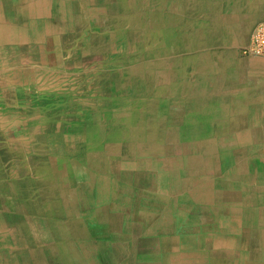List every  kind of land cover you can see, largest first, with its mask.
Segmentation results:
<instances>
[{"label":"crops","instance_id":"crops-1","mask_svg":"<svg viewBox=\"0 0 264 264\" xmlns=\"http://www.w3.org/2000/svg\"><path fill=\"white\" fill-rule=\"evenodd\" d=\"M262 20L264 0H0V147L48 151L19 161L48 168L35 182L44 191L29 197L43 199L44 223L67 229L61 195L80 193L90 213H106L71 254L79 240L64 231L44 241L35 211L12 193L0 236L21 241L3 242L0 264L15 251L16 264H264V56L238 50ZM11 159L0 181L13 186ZM53 161L63 167L58 196ZM36 242L42 258L26 251Z\"/></svg>","mask_w":264,"mask_h":264},{"label":"bare ground","instance_id":"bare-ground-1","mask_svg":"<svg viewBox=\"0 0 264 264\" xmlns=\"http://www.w3.org/2000/svg\"><path fill=\"white\" fill-rule=\"evenodd\" d=\"M110 1V0H109ZM113 1V0H112ZM119 2V1H118ZM109 5V4H108ZM117 6V5H116ZM110 8V7H109ZM111 9V8H110ZM117 10V9H116ZM127 12V11H126ZM116 18V17H115ZM118 19L119 18H117V21H118ZM121 19V18H120ZM124 21V20H123ZM121 22V21H120ZM60 25V24H59ZM75 25H77V24H75ZM135 26V25H134ZM67 27V26H66ZM76 27V26H75ZM74 27V28H75ZM79 27V26H78ZM126 28V27H125ZM129 28V27H128ZM127 28V29H128ZM67 29V28H66ZM132 29V28H131ZM77 32V31H76ZM129 32H131V31H129ZM84 33V32H83ZM88 33V32H87ZM138 33V32H137ZM101 34V33H100ZM45 35V34H44ZM78 35V34H77ZM120 35V34H119ZM153 35V34H152ZM103 36V35H102ZM118 36V35H117ZM130 36H131V34H130ZM104 37V36H103ZM102 37V38H103ZM131 38V37H130ZM137 38V37H136ZM67 39V38H66ZM154 39V38H153ZM75 40V39H74ZM108 40H110V38H108ZM71 42V41H70ZM108 43V42H107ZM182 43V42H181ZM73 44V43H72ZM109 44V43H108ZM169 44V43H168ZM185 44V43H184ZM86 45V44H85ZM103 45V44H102ZM75 46V45H74ZM97 46H99V45H97ZM104 46H106V44L104 45ZM103 46V48H105ZM109 46V45H108ZM115 46V45H114ZM71 48V47H70ZM87 48V47H86ZM138 48V47H137ZM90 49V48H89ZM94 49V48H93ZM71 50V49H70ZM81 50V49H80ZM93 51V50H92ZM96 51V50H95ZM135 51V50H134ZM31 52V51H30ZM71 52V51H70ZM82 52V51H81ZM133 52V51H132ZM128 54V53H127ZM101 55V54H100ZM252 55H255V54H252ZM85 56V55H84ZM23 57H24V55H23ZM98 57V56H97ZM156 57V56H155ZM25 58V57H24ZM56 58V57H55ZM65 58V57H64ZM130 58V57H129ZM20 59V58H19ZM91 59V58H90ZM94 60V59H93ZM112 60V59H111ZM37 61V60H36ZM65 61V60H64ZM98 61H100V60H98ZM103 61V60H102ZM153 61V60H152ZM165 61V60H164ZM109 62V61H108ZM158 62V61H157ZM34 63V62H33ZM52 63V62H51ZM58 63V62H57ZM67 63V62H66ZM71 63V62H70ZM160 63V62H159ZM162 63V62H161ZM167 63V62H166ZM163 64V63H162ZM153 65H154V63H153ZM166 65V64H165ZM170 65V64H169ZM168 65V66H169ZM129 66H130V64H129ZM128 66V67H129ZM155 66V65H154ZM163 66V65H162ZM14 67V66H13ZM73 67V66H72ZM76 67V66H75ZM115 67V66H114ZM120 67V66H119ZM156 67V66H155ZM160 68V67H159ZM128 69V68H127ZM183 69V68H182ZM199 69V68H198ZM60 70V69H59ZM86 70V69H85ZM115 70V69H114ZM124 70V69H123ZM141 70V69H140ZM150 70H151V68H150ZM64 71V70H63ZM238 71V70H237ZM17 72V71H16ZM116 72V71H115ZM137 72V71H136ZM96 73V72H95ZM100 73V72H99ZM16 74V73H15ZM57 74V73H56ZM90 74V73H89ZM102 74V73H101ZM112 74V73H111ZM133 74V73H132ZM136 74V73H135ZM150 74V73H149ZM74 75H76V74H74ZM99 75V74H98ZM121 75V74H120ZM32 76V75H31ZM51 76V75H50ZM49 76V77H50ZM95 76V75H94ZM18 77V76H17ZM26 77V76H25ZM141 77H142V75H141ZM145 77H146V75H145ZM133 79V78H132ZM141 79V78H140ZM100 80V79H99ZM126 80V79H125ZM101 81V80H100ZM187 81V80H186ZM116 82V81H115ZM167 82V81H166ZM171 82V81H170ZM174 82V81H173ZM21 83V82H20ZM111 83V82H110ZM140 83V82H139ZM165 83V82H164ZM52 84V83H51ZM117 84H119V82L117 83ZM117 84H116V86H117ZM134 84V83H133ZM146 84V83H145ZM168 84H169V82H168ZM167 84V85H168ZM18 85V84H17ZM26 85V84H25ZM34 85V84H33ZM147 85H148V83H147ZM170 86V85H169ZM90 87V86H89ZM121 87V86H120ZM124 87H126V86H124ZM147 87V86H146ZM150 87V86H149ZM155 87H156V85H155ZM208 87V86H207ZM35 88V87H34ZM137 88H139V87H137ZM160 88V87H159ZM91 89V88H90ZM151 89V88H150ZM29 90V89H28ZM171 90V89H170ZM176 90V89H175ZM78 91V90H77ZM148 92V91H147ZM61 93V92H60ZM100 93V92H99ZM126 93V92H125ZM7 94V93H6ZM67 94V93H66ZM163 94V93H162ZM130 95V94H129ZM6 96V95H5ZM12 96H14V95H12ZM62 96V95H61ZM74 96V95H73ZM131 96V95H130ZM130 96H129V98H130ZM142 96V95H141ZM164 96V95H163ZM7 97V96H6ZM13 98V97H12ZM141 98V97H140ZM78 99V98H77ZM110 99V98H109ZM138 99V98H137ZM86 100V99H85ZM48 101H50L49 99H48ZM59 101V100H58ZM81 101V100H80ZM133 101V100H132ZM44 102V101H43ZM78 103V102H77ZM138 103V102H137ZM68 104V103H67ZM11 105V104H10ZM132 105V104H131ZM156 105V104H155ZM2 106V105H1ZM19 106H20V104H19ZM108 106V105H107ZM134 106V105H133ZM91 107V106H90ZM140 107V106H139ZM18 108V107H17ZM66 108V107H65ZM112 108V107H111ZM125 109V108H124ZM133 109V108H132ZM19 110V109H18ZM35 110V109H34ZM46 110V109H45ZM58 110V109H57ZM67 110V109H66ZM111 110V109H110ZM69 111V110H68ZM71 111V110H70ZM149 111V110H148ZM158 111V110H157ZM167 111V110H166ZM174 111V110H173ZM15 112V111H14ZM43 112V111H42ZM47 112V111H46ZM123 112V111H122ZM22 113V112H21ZM36 113V112H35ZM66 113V112H65ZM69 113V112H68ZM126 113V112H125ZM124 113V114H125ZM129 113H130V111H129ZM143 113H145V112H143ZM163 113V112H162ZM7 114V113H6ZM18 114V113H17ZM61 114V113H60ZM72 114H73V112H72ZM169 114V113H168ZM0 115H3V113L2 112H0ZM12 115V114H11ZM22 115V114H21ZM27 115V114H26ZM31 115V114H30ZM96 115V114H95ZM117 115V114H116ZM120 115V114H119ZM42 116V115H41ZM93 116H94V114H93ZM130 116V115H129ZM180 116V115H179ZM38 117V116H37ZM71 117V116H70ZM106 117V116H105ZM123 117V116H122ZM144 117V116H143ZM1 118H2V116H1ZM53 118V117H52ZM58 118V117H57ZM117 118V117H116ZM139 118V117H138ZM65 119V118H64ZM70 119V118H69ZM5 120V119H4ZM7 121V120H6ZM25 121V120H24ZM106 121V120H105ZM121 121V120H120ZM177 121H179V120H177ZM199 121V120H198ZM197 121V122H198ZM138 122V121H137ZM260 122V121H259ZM56 123V122H55ZM194 123V122H193ZM46 124V123H45ZM126 124V123H125ZM171 124V123H170ZM238 124H239V122H238ZM22 125V124H21ZM35 125V124H34ZM61 125V124H60ZM130 125V124H129ZM144 125H145V123H144ZM40 126V125H39ZM72 126V125H71ZM128 126V125H127ZM134 126V125H133ZM135 127V126H134ZM247 127V126H246ZM245 127V128H246ZM19 128V127H18ZM32 128V127H31ZM55 128V127H54ZM129 128V127H128ZM232 128V127H231ZM21 129H23V128H21ZM33 129V128H32ZM35 129V128H34ZM238 129V128H237ZM52 130V129H51ZM144 130V129H143ZM17 131V130H16ZM33 131V130H32ZM57 131V130H56ZM70 131V130H69ZM124 131V130H123ZM178 131V130H177ZM176 131V132H177ZM137 132V131H136ZM1 133V132H0ZM8 133V132H7ZM15 133V132H14ZM30 133V132H29ZM33 133V132H32ZM50 133V132H49ZM121 133H122V131H121ZM142 133V132H141ZM9 134V133H8ZM35 134V133H34ZM39 133H37V135H38ZM70 134V133H69ZM124 134V133H123ZM178 134H179V132H178ZM1 135V134H0ZM253 135H254V133H253ZM53 136V135H52ZM9 137H11V136H9ZM13 137V136H12ZM43 137V136H42ZM60 137H61V135H60ZM116 137V136H115ZM143 137V136H142ZM15 138V137H14ZM116 138H118V137H116ZM116 138H114V139H116ZM29 139H31V138H29ZM113 139V138H112ZM143 139H144V137H143ZM44 140V139H43ZM74 140V139H73ZM136 140V139H135ZM18 141V140H17ZM31 141V140H30ZM40 141V140H39ZM15 142V141H14ZM44 142H45V140H44ZM9 143H10V141H9ZM66 143V142H65ZM54 144V143H53ZM129 144H130V142H129ZM128 144V145H129ZM2 145V144H1ZM5 145V144H4ZM29 145H30V143H29ZM51 145V144H50ZM177 145V144H176ZM27 146V145H26ZM175 146V145H174ZM178 146V145H177ZM121 147V146H120ZM176 147V146H175ZM221 147V146H220ZM219 147V148H220ZM25 148V147H24ZM39 148V147H38ZM44 148V147H43ZM59 148V147H58ZM137 148V147H136ZM264 148V147H263ZM5 149V148H4ZM28 149V148H27ZM65 149V148H64ZM223 149V148H222ZM245 149V148H244ZM7 150V149H6ZM13 150V149H12ZM227 150V149H226ZM238 150H240V148L238 149ZM242 150V149H241ZM38 152L39 151H42V150H37ZM148 151H150V150H148ZM233 151V150H232ZM260 151V150H259ZM22 152H24L23 150H21V149H15L14 148V150H13V152L12 153H10V152H4V150H2L1 151V154H0V157H1V159H3V160H5V159H10V158H12L10 161H12V160H19V161H21V159L23 158V157H28V155L27 154H25V155H22ZM98 152V151H97ZM96 152V153H97ZM139 152V151H138ZM137 152V153H138ZM222 152V151H221ZM95 153V154H96ZM127 153V152H126ZM259 153V152H258ZM89 154V153H88ZM114 154V153H113ZM93 155V154H92ZM99 155V154H98ZM151 155V154H150ZM131 156H132V154H131ZM140 156V155H139ZM30 157V156H29ZM38 157V156H37ZM50 157V156H49ZM97 157V156H96ZM189 157V156H188ZM194 157V156H193ZM31 158V157H30ZM72 158V157H71ZM74 158V157H73ZM99 158V157H98ZM32 159H33V157H32ZM76 159V158H75ZM93 159V158H92ZM236 159L237 160H239V161H241L239 158H237L236 157ZM243 159V158H242ZM37 160V159H36ZM212 160H214V159H212ZM243 160H245V159H243ZM27 161V160H26ZM35 161V160H34ZM50 161V160H49ZM104 161V160H103ZM236 161V160H235ZM7 162V161H6ZM46 162V161H45ZM210 162V161H209ZM238 162V161H237ZM12 163V162H11ZM44 163V162H43ZM55 162L53 161V164H54ZM211 163V162H210ZM45 164V163H44ZM43 164V165H44ZM48 164L47 165V167H49V176H50V178H52L53 179V182H51V184H50V188H55L56 190H55V193H56V195L58 196V194H57V192L59 191V187H58V185L57 186H55L56 185V182L58 181V179L60 178L59 176H60V174L62 173V171H60L59 169H62L63 167H57L56 166V164ZM102 164V163H101ZM237 164V163H236ZM243 164V163H242ZM18 164L16 163V164H13V171H12V176H17V177H19L15 182H14V184H13V186L12 185H9V184H6V183H4V182H2V181H0V209L3 211L4 210V208H5V206H8V205H13V206H15V204H14V202L12 201V199H11V195H12V193H14L17 197H16V200H18V201H20L21 203H23L25 200H27V201H25L24 202V208L25 209H34V210H36L37 209V207L40 205V202L43 200L42 198H40V196H38L37 198H34V199H32L31 201H29V197L30 198H32V196H35L36 195V193H38V192H42V191H44L43 190V188L39 185V187H38V189L36 188V185H35V182L37 181V180H39L40 181V183L44 180V177L48 174V168L46 169L45 167V171H47V173L46 174H44V172H43V170L44 169H42L43 168V165L42 164H40V165H26L25 166V168L23 169V167H21L20 165L21 164H19L18 166H17ZM78 165V164H77ZM97 165V164H96ZM245 166V165H244ZM86 167V166H85ZM81 168V167H80ZM158 168H160V167H158ZM162 168V167H161ZM184 168V167H183ZM237 168V167H236ZM246 168H247V166H246ZM84 169V168H83ZM86 169H88V168H86ZM130 169V168H129ZM185 169H186V167H185ZM260 169V168H259ZM91 170V169H90ZM29 171H31L29 174H27ZM87 171V170H86ZM136 171V170H135ZM166 171H168V170H166ZM175 171V170H174ZM186 171V170H185ZM134 172V171H133ZM220 172V171H219ZM244 172V171H243ZM242 172V173H243ZM247 172V171H246ZM249 172H251V171H249ZM256 172V171H255ZM35 174L36 176H37V179H34L33 177H32V174ZM67 173V172H66ZM80 173V172H79ZM152 173V172H151ZM5 174H6V172H5ZM27 174V175H26ZM130 174V173H129ZM148 174V173H147ZM171 174V173H170ZM65 175V174H64ZM107 175V174H106ZM131 175V174H130ZM243 175H244V173H243ZM242 175V176H243ZM87 176H88V174H87ZM89 176H91V173H89ZM186 176V175H185ZM262 176H264V175H262ZM0 177H1V174H0ZM110 177V176H109ZM2 178V177H1ZM169 178V177H168ZM231 178V177H230ZM248 178V177H247ZM65 179L66 180H68V182L70 183V184H72V182H73V180L71 179V178H68L67 176L65 177ZM82 179V178H81ZM95 179V178H94ZM205 179V178H204ZM46 180V179H45ZM45 180L43 181V183H45ZM180 180V179H179ZM206 180V179H205ZM245 180H246V178H245ZM89 181V180H88ZM173 181V180H172ZM262 181V180H261ZM173 182H176V181H173ZM184 182V181H183ZM188 182V181H187ZM247 182V181H246ZM259 182V181H258ZM264 182V181H263ZM84 183V182H83ZM104 183H105V181H104ZM88 184V183H87ZM96 184V183H95ZM224 184V183H223ZM226 184V183H225ZM198 185V184H197ZM242 186V185H241ZM246 186V185H245ZM262 186V185H261ZM47 187V186H46ZM100 187V186H99ZM103 187V186H102ZM88 188V187H87ZM219 188V187H218ZM233 188V187H232ZM243 188V187H242ZM49 189V188H48ZM90 189V188H89ZM158 189V188H157ZM220 189H222V188H220ZM234 189V188H233ZM245 189V188H244ZM162 190V189H161ZM251 190V189H250ZM46 191V190H45ZM89 191V190H88ZM145 191H147V190H145ZM164 191V190H163ZM191 191V190H190ZM49 192V191H48ZM52 192V191H51ZM152 192H154V191H152ZM166 192V191H165ZM192 192V191H191ZM216 192V191H215ZM236 192V191H235ZM114 193V192H113ZM172 193V192H171ZM221 193V192H220ZM224 193V192H223ZM239 193H241V191L239 192ZM251 193V192H250ZM33 194V195H32ZM62 194V193H61ZM145 194V193H144ZM229 194V193H228ZM236 194V193H235ZM254 194H255V192H254ZM55 195V196H56ZM222 195V194H221ZM225 195V194H224ZM47 197H52L53 196V193H50V194H47L46 195ZM128 195H126V197H127ZM155 196V195H154ZM220 196V195H219ZM247 196V195H246ZM249 196V195H248ZM151 197V196H150ZM159 197V196H158ZM218 197V196H217ZM56 198H58V197H56ZM143 198V197H142ZM228 198V197H227ZM230 198H231V196H230ZM47 199V198H46ZM60 199H61V206H66V209H67V212H68V221H67V225H66V228L67 229H64V227H63V224L62 223H58V222H56V221H47V223H44V219L43 218H40L39 217V215H35L36 216V218H37V220H39V222H36L35 223V226L37 227L36 229L38 230V231H42V230H44V241L45 240H47V238L50 236V238H54V239H61V238H63L64 237V231L66 232V234L68 233V232H70V234H69V236H71V238H76L77 240H79V242L78 243H76V244H74V245H71V246H68V248L69 249H71L70 250V253L72 254V249H74V248H76V250H77V253L81 250V246L82 245H79V244H81V242H80V239H83L85 236H86V234L87 233H89V231L91 230V227H90V225L92 224V218L93 217H95V216H97V217H99V219L101 220V218L100 217H106V213H103V212H99L98 211V214L96 213V214H94V213H90L88 210H87V207H88V204L86 205V202L88 203V199H87V197L86 196H84V195H81L80 193H76V194H72V196H70V197H65V196H63V195H61V197H60ZM99 199H101V196H100V198ZM110 199V198H109ZM197 199V198H196ZM196 199H194V200H196ZM218 199V198H217ZM242 199V198H241ZM126 200V199H125ZM141 200V199H140ZM171 200V199H170ZM192 200V199H191ZM227 200V199H226ZM230 200H232V199H230ZM235 200V199H234ZM219 201V200H218ZM223 201V200H222ZM228 201V200H227ZM238 201V200H237ZM110 202V201H109ZM112 202H113V200H112ZM152 202V201H151ZM189 202H191V201H189ZM242 202V201H241ZM44 203V202H43ZM103 203V202H102ZM114 203V202H113ZM202 203V202H201ZM144 204V203H143ZM158 204V203H157ZM222 204H223V202H222ZM228 204V203H227ZM46 205V204H45ZM142 205V204H141ZM146 205V204H145ZM192 205V204H191ZM128 206H129V204H128ZM131 206V205H130ZM147 206H149V205H147ZM153 206V205H152ZM236 206H238V204L236 205ZM264 206V205H263ZM250 207V206H249ZM253 207V206H252ZM258 207V206H257ZM246 208V207H245ZM251 208V207H250ZM125 209H126V207H125ZM249 209V208H248ZM34 210H32V211H34ZM48 210H49V208H48ZM85 210V212L86 213H81V211H84ZM129 210V209H128ZM132 210V209H131ZM258 210V209H257ZM161 211V210H160ZM166 211V210H165ZM48 212V211H47ZM162 212V211H161ZM177 212V211H176ZM213 212V211H212ZM247 212V211H246ZM125 213V212H124ZM185 213V212H184ZM233 213H235V212H233ZM239 213V212H238ZM169 214V213H168ZM203 215V214H202ZM247 215V214H246ZM263 215V214H262ZM53 216V215H52ZM59 216V215H58ZM164 216V215H163ZM257 216V215H256ZM140 217V216H139ZM244 217V216H243ZM136 218V217H135ZM134 218V219H135ZM154 218V217H153ZM111 219V218H110ZM133 219V220H134ZM143 219V218H142ZM159 219V218H158ZM260 219H261V217H260ZM64 220V219H63ZM122 220H123V218H122ZM128 220V219H127ZM132 220V219H131ZM162 220V219H161ZM258 220V219H257ZM95 221V220H94ZM110 221V220H109ZM156 221V220H155ZM244 221V220H243ZM66 222V221H65ZM99 222H101V221H99ZM105 222V221H104ZM250 222V221H249ZM149 223V222H148ZM218 223V222H217ZM258 223V222H257ZM93 224H95V223H93ZM103 224V223H102ZM162 224V223H161ZM168 224V223H167ZM173 224V223H172ZM243 224V223H242ZM163 225V224H162ZM201 225V224H200ZM248 225V224H247ZM106 226V225H105ZM147 226V225H146ZM155 226V225H154ZM173 226V225H172ZM12 227V226H11ZM69 227V228H68ZM112 227H113V225H112ZM134 227V226H133ZM152 227V226H151ZM162 227V226H161ZM193 227V226H192ZM225 227H227V226H225ZM111 228V227H110ZM147 228V227H146ZM256 228V227H255ZM148 229V228H147ZM154 229H155V227H154ZM161 229V228H160ZM225 229V228H224ZM0 230L1 231H6L7 229L3 226V221H2V219H0ZM11 230V229H10ZM116 230V229H115ZM122 230V229H121ZM135 230V229H134ZM133 230V231H134ZM153 229H151L150 231H152ZM180 231V230H179ZM195 231V230H194ZM239 231V230H238ZM237 231V232H238ZM246 231V230H245ZM92 232L96 235V236H100L101 235V237H103L104 236V231H101V229H100V226H98V225H95L94 227H93V229H92ZM123 232V231H122ZM129 232V231H128ZM158 232V231H157ZM185 232V231H184ZM220 232V231H219ZM233 232V231H232ZM182 233V232H181ZM192 233V232H191ZM222 233V232H221ZM124 234V233H123ZM175 234V233H174ZM195 234V233H194ZM183 235V234H182ZM190 235H192V234H190ZM197 235V234H196ZM246 235V234H245ZM8 236L9 237H11V239H9L8 238ZM203 236V235H202ZM13 237V238H12ZM46 237V238H45ZM191 237V236H190ZM39 238H43V237H39ZM129 238H131V237H129ZM135 238V237H134ZM250 238V237H249ZM259 238V237H258ZM16 239H18V238H14V235L13 234H5V235H2V236H0V247H1V250L3 249V246L6 244V243H3V242H5V241H8V240H10V241H12L13 240V244H12V246H15V250H16V246L18 245L17 244V241H16ZM228 239V238H227ZM248 239V238H247ZM125 240V239H124ZM129 240V239H128ZM155 240V239H154ZM153 240V241H154ZM201 240V239H200ZM222 240V239H221ZM226 240V239H225ZM233 240V239H232ZM259 241H260V238L258 239ZM18 241H21V239L19 238L18 239ZM120 241V240H119ZM126 241V240H125ZM152 241V240H151ZM166 241H168L167 239H166ZM165 241V242H166ZM219 241V240H218ZM228 241V240H227ZM155 242V241H154ZM153 242V244H155ZM201 242V241H200ZM230 242V241H229ZM245 242V241H244ZM248 242V241H247ZM36 243H38V245L37 246H35L34 244H33V246H30V245H28V247L29 248H27L26 249V251L28 252V253H34V254H36L38 257H40V258H42V257H44V256H42L43 254L45 255V251H44V247H43V245H42V243L41 242H36ZM171 243V242H170ZM214 243V242H213ZM216 243H218V242H216ZM9 244V243H8ZM135 244V243H134ZM200 244V243H199ZM77 245V246H76ZM84 245V244H83ZM147 245V244H146ZM152 245V244H151ZM171 245V244H170ZM178 245V244H177ZM209 245V244H208ZM236 245V244H235ZM74 246H76V247H74ZM85 246V245H84ZM164 246V245H163ZM176 246V245H175ZM53 247V246H52ZM179 247V246H178ZM222 247H224V246H222ZM135 248V247H134ZM217 248V247H216ZM227 248H229V247H227ZM234 248V247H233ZM236 248V247H235ZM255 248H256V246H255ZM9 249V248H8ZM54 249H55V247H54ZM85 249H87L86 250V252L88 253V254H91V253H93L94 251H92L91 250V248L90 249H88V246H85ZM179 249H180V247H179ZM179 249H178V251H179ZM219 250H220V248H218ZM237 249V248H236ZM235 249V250H236ZM115 250H116V252L119 250V248L118 247H115ZM133 250V249H132ZM136 250V249H135ZM153 250V249H152ZM164 250H165V248H164ZM218 250V251H219ZM248 251H249V249H248ZM207 253V252H206ZM247 253V252H246ZM15 254H19L17 251H15ZM13 255V256H9V260H11V262H13V263H10V264H16V262H19L18 261V257L16 256V255ZM228 254H229V252H228ZM233 254V253H232ZM19 255H21V254H19ZM18 255V256H19ZM93 257V256H92ZM132 258V257H131ZM208 259V258H207ZM237 259V258H236ZM127 260V259H126ZM206 260V259H205ZM128 261V260H127ZM160 261V260H159ZM168 261V260H167ZM171 262V261H170ZM180 262V261H179ZM20 263V262H19ZM87 263V262H86ZM124 263V262H123ZM239 263V262H238ZM3 264V263H2ZM205 264V263H204Z\"/></svg>","mask_w":264,"mask_h":264},{"label":"built area","instance_id":"built-area-1","mask_svg":"<svg viewBox=\"0 0 264 264\" xmlns=\"http://www.w3.org/2000/svg\"><path fill=\"white\" fill-rule=\"evenodd\" d=\"M243 55H260L264 56V21H259L252 33L250 42L240 47Z\"/></svg>","mask_w":264,"mask_h":264},{"label":"rangeland","instance_id":"rangeland-1","mask_svg":"<svg viewBox=\"0 0 264 264\" xmlns=\"http://www.w3.org/2000/svg\"><path fill=\"white\" fill-rule=\"evenodd\" d=\"M240 49V47L238 48V50ZM240 51V50H239ZM243 55V54H242ZM55 127V128H54ZM57 125H55V124H53V123H51L50 125H48V129H49V132H50V134L52 133H54L56 130H57ZM52 129V130H51ZM53 142V141H52ZM51 145H53V143H50ZM1 148H4V147H0V154H1V151L3 150V149H1ZM38 149H28V150H23V151H28V153H33V154H40L38 151H37ZM43 152H47L48 153V151H45V150H42ZM41 151V152H42ZM53 151V153L55 152L57 155H60V154H65L66 152H65V150L64 149H60V148H58V149H54V150H52ZM26 152H23V154L22 155H25V154H27ZM49 152H51V150L49 151ZM46 155V154H45ZM0 171H3L4 169H5V165H3L4 163H6V162H4L5 160H3V159H1V157H0ZM46 160V159H45ZM43 161V160H42ZM17 164L19 165L20 163H19V160L17 161ZM17 165V166H18ZM33 165H36V162H34V164ZM21 166V165H20ZM22 167V166H21ZM98 170L99 171H102V172H104L105 170H106V168H105V166L104 165H100V166H98ZM2 174V173H1ZM48 180V179H47ZM50 181V180H49ZM33 195V194H32ZM33 197V196H32ZM30 210V209H29ZM31 210H34L33 208L31 209ZM35 211V215H39L38 213H36V211L37 210H34ZM81 213H86L85 212V210L84 211H81ZM217 215L218 216H220L221 214L220 213H217ZM69 228V227H68ZM8 238L9 239H11V237H9L8 236ZM13 238V237H12ZM42 256H44V254L42 255Z\"/></svg>","mask_w":264,"mask_h":264}]
</instances>
